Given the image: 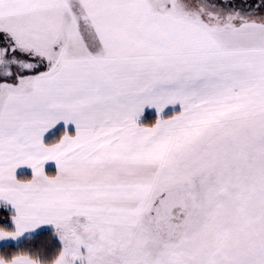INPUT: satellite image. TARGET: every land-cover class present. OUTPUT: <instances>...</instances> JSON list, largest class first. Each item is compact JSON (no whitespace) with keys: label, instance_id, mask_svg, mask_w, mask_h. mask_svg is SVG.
Returning <instances> with one entry per match:
<instances>
[{"label":"snow or ice","instance_id":"snow-or-ice-1","mask_svg":"<svg viewBox=\"0 0 264 264\" xmlns=\"http://www.w3.org/2000/svg\"><path fill=\"white\" fill-rule=\"evenodd\" d=\"M0 264H264V0H0Z\"/></svg>","mask_w":264,"mask_h":264},{"label":"crops","instance_id":"crops-1","mask_svg":"<svg viewBox=\"0 0 264 264\" xmlns=\"http://www.w3.org/2000/svg\"><path fill=\"white\" fill-rule=\"evenodd\" d=\"M48 167H49V169L51 170V169L54 168V164H51V163H50ZM18 171H28V170H18Z\"/></svg>","mask_w":264,"mask_h":264}]
</instances>
